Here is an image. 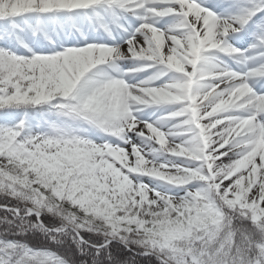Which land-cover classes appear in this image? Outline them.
<instances>
[{"label":"snow or ice","instance_id":"1","mask_svg":"<svg viewBox=\"0 0 264 264\" xmlns=\"http://www.w3.org/2000/svg\"><path fill=\"white\" fill-rule=\"evenodd\" d=\"M0 264H264V0H0Z\"/></svg>","mask_w":264,"mask_h":264}]
</instances>
